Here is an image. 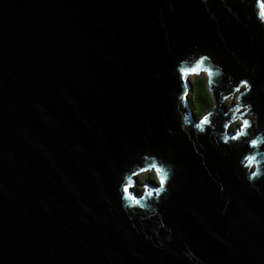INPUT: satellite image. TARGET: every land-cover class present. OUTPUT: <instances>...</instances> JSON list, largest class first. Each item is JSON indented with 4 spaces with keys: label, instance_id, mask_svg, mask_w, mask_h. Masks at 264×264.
<instances>
[{
    "label": "water",
    "instance_id": "water-1",
    "mask_svg": "<svg viewBox=\"0 0 264 264\" xmlns=\"http://www.w3.org/2000/svg\"><path fill=\"white\" fill-rule=\"evenodd\" d=\"M259 11L258 0H0V264H197L186 245L204 264H264V178L259 192L244 179L248 137L217 135L245 77L259 112L247 131L264 132ZM196 45L226 73L204 133L180 127L201 117L196 75L181 71L192 59L180 63ZM161 161L176 175L160 214H125L127 177L139 197L157 183L139 174Z\"/></svg>",
    "mask_w": 264,
    "mask_h": 264
},
{
    "label": "clouds",
    "instance_id": "clouds-1",
    "mask_svg": "<svg viewBox=\"0 0 264 264\" xmlns=\"http://www.w3.org/2000/svg\"><path fill=\"white\" fill-rule=\"evenodd\" d=\"M245 3V0H242ZM259 2L260 11L256 14V18L261 26H264V2ZM231 11V9H230ZM189 58L192 59L191 67H182L181 71L185 76L193 74L199 76L200 73H204L202 79L206 82V92L205 95L209 102L212 101V84L215 78H223L226 73L221 64L217 63L214 58L204 52L200 51L198 45L194 46L193 50L185 53V57L181 59V64H187ZM254 72V70H253ZM232 80V77H229ZM244 89V92H241ZM253 94V84L249 82V78L245 77L239 80L238 85H234V90L225 97V102L229 105V111L225 115L230 114V119L223 122V131L218 133L219 140L224 144H229L230 141L239 140L241 136L248 137L247 144L253 151L244 154L240 160V167L242 169H247L244 179L256 189L257 192L260 191L259 186L256 181L258 178H264V170H262V165H264V151L260 150V146L264 144V132H258L255 134H250L247 130L252 128L254 124L257 123L259 119V112L254 111V101L252 99ZM249 96L248 102H243V97ZM235 99V106H232V100ZM214 107V104H213ZM212 112L208 111L207 114H201L198 121H195L190 113H185L181 116V129L187 130L191 128L197 133H204L207 131L205 125H211L212 121L210 117ZM247 117V118H246ZM240 124L241 127L236 129L235 135H229L228 129L231 127L236 128V125ZM169 133L173 134V130L169 129ZM226 154V153H225ZM153 175L157 183L151 188L145 184L143 193L137 197L130 192V188L133 186V180L131 177H127V182L122 188L120 194V205L121 209L125 214H128L129 210H134L136 208L144 209L150 211L152 214H160L157 206H161L168 199L171 194V189L167 187L170 180H174L176 171L175 165L170 162L161 161L160 166L156 164L152 165ZM219 184V189L221 192L225 191V185L221 181H217ZM163 196V200L160 197ZM153 203H149V200ZM227 211V207L225 208ZM169 232L168 240H172V229L168 228ZM151 239V237H148ZM161 246L163 242L161 241ZM187 251L184 252V256L192 262L196 259L197 264H204V261L200 257H196L192 248L186 245Z\"/></svg>",
    "mask_w": 264,
    "mask_h": 264
},
{
    "label": "rangeland",
    "instance_id": "rangeland-1",
    "mask_svg": "<svg viewBox=\"0 0 264 264\" xmlns=\"http://www.w3.org/2000/svg\"><path fill=\"white\" fill-rule=\"evenodd\" d=\"M203 75L204 74H202L201 76L203 77ZM191 79L193 80L194 88H195L193 91V95H194V99H195L196 113L198 116H201L202 112H203V114H205L207 111H209L213 107L214 101L209 102L207 98L201 97V93L199 92V86L197 85V79L194 78L193 76L191 77ZM224 103H226V102H224ZM152 173L153 172H151V173L150 172L149 173L144 172L142 174H139V176H138L139 177V183H144V181L147 180L148 176H150ZM153 178H154V175H153ZM154 180H156V179L154 178ZM137 187L141 188L142 190L144 189V187H142L141 185L140 186L137 185Z\"/></svg>",
    "mask_w": 264,
    "mask_h": 264
},
{
    "label": "trees",
    "instance_id": "trees-1",
    "mask_svg": "<svg viewBox=\"0 0 264 264\" xmlns=\"http://www.w3.org/2000/svg\"><path fill=\"white\" fill-rule=\"evenodd\" d=\"M194 78L197 79V85L199 86V92L201 93V97L207 98V96L205 95V92H206V82L203 81L202 76H200V77L199 76H194ZM191 96L193 98V102H195L193 93L191 94ZM213 101L214 100H213V97H212V101L211 102H213Z\"/></svg>",
    "mask_w": 264,
    "mask_h": 264
},
{
    "label": "flooded vegetation",
    "instance_id": "flooded-vegetation-1",
    "mask_svg": "<svg viewBox=\"0 0 264 264\" xmlns=\"http://www.w3.org/2000/svg\"><path fill=\"white\" fill-rule=\"evenodd\" d=\"M147 173H149V172H147ZM151 173V172H150ZM148 176V175H147ZM147 179H149V180H154V178H153V173L150 175V176H148V178Z\"/></svg>",
    "mask_w": 264,
    "mask_h": 264
}]
</instances>
